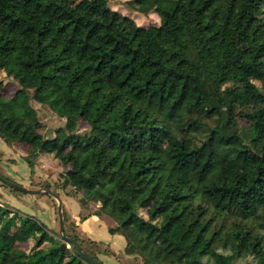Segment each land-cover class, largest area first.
<instances>
[{
	"label": "trees",
	"instance_id": "trees-1",
	"mask_svg": "<svg viewBox=\"0 0 264 264\" xmlns=\"http://www.w3.org/2000/svg\"><path fill=\"white\" fill-rule=\"evenodd\" d=\"M194 3L209 42L236 34L217 76L195 47L163 56L129 36L120 20L131 18L108 0H0V71L17 84L7 98L0 80V138L28 147L31 174L42 155L64 166L39 187L94 206L142 264H260L264 0H162L159 15L174 20ZM127 4L144 11L143 0ZM32 101L64 119L52 136ZM34 196L48 197L58 219L52 196ZM62 212L64 234L103 263ZM30 240L31 249L18 246ZM0 264L92 263L45 224L0 206Z\"/></svg>",
	"mask_w": 264,
	"mask_h": 264
},
{
	"label": "rangeland",
	"instance_id": "rangeland-1",
	"mask_svg": "<svg viewBox=\"0 0 264 264\" xmlns=\"http://www.w3.org/2000/svg\"><path fill=\"white\" fill-rule=\"evenodd\" d=\"M78 0H73V5ZM128 0H108L111 8L123 15H128L131 20H120L129 36L148 44L155 52L167 56L171 52L181 53L187 47L192 46L199 49L204 56L207 72L217 76L220 67L226 57L236 47V34L231 31L220 39L209 42V32L204 27L202 15L199 12V5L194 3L191 7L182 5L174 20L160 17L162 0H143L144 11L133 10L127 4ZM0 80L3 83L2 95L10 98L16 87V82L0 71ZM37 109V114L43 127L41 133L52 136L54 131L63 125L64 119L57 116L51 110L41 107L36 101H32ZM87 124L79 122V129L84 130ZM257 149L264 153V143L257 146ZM28 147L18 141H7L0 138V173L7 175L14 182L28 188H39L42 182L53 184L59 180L60 174L65 169L56 159L49 155L39 156L34 162V171L31 174L30 168L26 165L25 156ZM34 184H33V183ZM69 190V188H67ZM69 216L76 224L81 237L96 245L89 246L98 253V257L104 264H142L139 256L127 255L124 252L126 241L123 236L116 234L111 236L108 232L110 219L103 215H96L94 206L88 205L81 208L78 199L68 196L64 191H59ZM0 206L9 211H16L20 216H30L45 224L51 235L59 236V225L56 214V205L46 196L35 197L33 194L13 192L7 187L0 185ZM85 215L86 218L82 219ZM24 250L33 246V241L18 243ZM108 249L113 254H103V249ZM260 264L264 261L260 259Z\"/></svg>",
	"mask_w": 264,
	"mask_h": 264
},
{
	"label": "water",
	"instance_id": "water-1",
	"mask_svg": "<svg viewBox=\"0 0 264 264\" xmlns=\"http://www.w3.org/2000/svg\"><path fill=\"white\" fill-rule=\"evenodd\" d=\"M0 181L3 182L4 184H6L7 186L14 188L20 192L23 193H28V194H33V195H37V194H44V195H50L52 196L56 202H57V213H58V224H59V235L61 236V238L71 242L72 244H74L75 248L83 255L84 258H86L89 262H91L92 264H103L97 260L92 259L91 257H89L80 247V245L72 238L67 237L64 234V218H63V212H62V208H63V202L61 197L50 190H44V189H33V188H28L26 186H23L22 184H19L17 182L8 180L6 178H4L3 176L0 175Z\"/></svg>",
	"mask_w": 264,
	"mask_h": 264
}]
</instances>
